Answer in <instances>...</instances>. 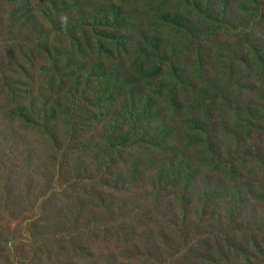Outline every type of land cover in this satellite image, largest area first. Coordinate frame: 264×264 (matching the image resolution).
<instances>
[{"label": "rangeland", "instance_id": "obj_1", "mask_svg": "<svg viewBox=\"0 0 264 264\" xmlns=\"http://www.w3.org/2000/svg\"><path fill=\"white\" fill-rule=\"evenodd\" d=\"M39 2L0 0V264H264V0Z\"/></svg>", "mask_w": 264, "mask_h": 264}, {"label": "trees", "instance_id": "obj_2", "mask_svg": "<svg viewBox=\"0 0 264 264\" xmlns=\"http://www.w3.org/2000/svg\"><path fill=\"white\" fill-rule=\"evenodd\" d=\"M21 1L22 0H13V3H14V5L18 6ZM42 4H45V7H44V9L41 12V16L38 18L37 15H38V12H39ZM65 4H66V0H40V2L37 3V5L35 7V14H28V16L25 17V18L31 20L30 24L32 26H35V25L41 26L40 22L46 21L48 18H50V19L56 18L62 12V10L58 9L57 6L58 5H65ZM53 8H54V12H52ZM29 12H32V10H30ZM13 19L14 18H12V20L10 21V26H11V23H12ZM25 22L28 23L27 21H25ZM62 22H61V25H62ZM61 27H63V26H61ZM17 31L19 32L20 29H17ZM13 33H16L15 29L13 30ZM98 44L100 45V43H97V45ZM100 46H102V45H100ZM69 63L70 62L66 63V66ZM114 78L118 79V77H116V76ZM118 142L119 141L117 140V137L114 138V141L110 140V143L114 144V147L118 146ZM1 170L2 169H0V171ZM53 190L56 191V192L59 191L60 195L57 198V200H59V201H60L61 196L68 195V191H66V190L62 189L61 187H59L58 184L53 186ZM169 191L170 190H166V192H169ZM72 195L75 196L73 193H72ZM75 199L77 201H80V199L78 197H76V196H75ZM62 206H63V203L59 207L56 208L55 201H54L52 203V205H46V207H45V206H43V202H39V207L38 208L41 211L40 215H34L32 218H30V221H31L30 225L37 226L38 222L42 223V230H41L42 236H39V237H41V238L43 237L44 238V234L49 228V224H50V222H49L50 221V214L49 213L50 212H54V211L60 213L63 210ZM158 208H156V209H158ZM10 214H11V212H10ZM27 218L28 217L25 218L24 222L26 221ZM75 222H76V224H78V225L75 226V229L77 230V232L82 233V234L85 235L86 231H85L83 225L84 226H89L87 220L85 218H83L82 220H78L77 219ZM7 225L8 224H3L1 222V219H0V233H2L3 231H8L9 230ZM13 228H14L13 230H18V229L20 230V227L18 228V227L15 226ZM22 238L24 240H28L29 241L28 246H27V256L26 257H18V258L14 259V260H11L10 264H41L40 260H39V257L41 256L40 252H39V249L36 246H34L32 244V242L28 238H26V237H22ZM7 241H8V239L5 240L6 243H7ZM15 244L16 243L12 242V246H15ZM43 244H44L45 247H47L49 249V247H48V245H47V243L45 241V238H44V243ZM6 248H9V246L0 247V251H4ZM72 248L73 247H70V249H72Z\"/></svg>", "mask_w": 264, "mask_h": 264}]
</instances>
